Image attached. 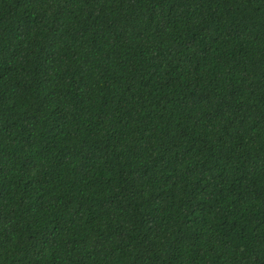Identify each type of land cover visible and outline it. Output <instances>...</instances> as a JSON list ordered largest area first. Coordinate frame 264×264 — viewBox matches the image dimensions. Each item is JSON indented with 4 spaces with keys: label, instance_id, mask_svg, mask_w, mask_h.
<instances>
[{
    "label": "trees",
    "instance_id": "16d2710c",
    "mask_svg": "<svg viewBox=\"0 0 264 264\" xmlns=\"http://www.w3.org/2000/svg\"><path fill=\"white\" fill-rule=\"evenodd\" d=\"M0 264H264V0H0Z\"/></svg>",
    "mask_w": 264,
    "mask_h": 264
}]
</instances>
